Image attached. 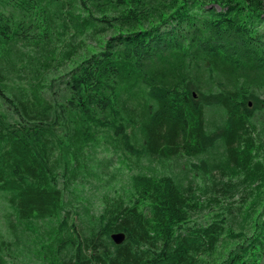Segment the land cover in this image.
<instances>
[{
  "label": "trees",
  "instance_id": "obj_1",
  "mask_svg": "<svg viewBox=\"0 0 264 264\" xmlns=\"http://www.w3.org/2000/svg\"><path fill=\"white\" fill-rule=\"evenodd\" d=\"M80 1L86 16L0 0V264H264V0ZM68 22L115 33L55 78L78 50L56 61ZM103 149L138 166L187 156L257 185L236 205L213 196L217 212L193 221L194 186L140 168L132 199L95 212L72 191L97 178Z\"/></svg>",
  "mask_w": 264,
  "mask_h": 264
},
{
  "label": "rangeland",
  "instance_id": "obj_2",
  "mask_svg": "<svg viewBox=\"0 0 264 264\" xmlns=\"http://www.w3.org/2000/svg\"><path fill=\"white\" fill-rule=\"evenodd\" d=\"M65 2L72 3L68 5L69 12L81 14L86 16L88 12L81 4L80 0H64ZM89 13L91 12L95 17H99L100 14L96 11L95 7L88 4ZM67 30L63 33L61 40L57 42V54L56 61H59L63 52H66L68 46L71 44L77 47L75 55L64 63V66L56 71L54 69L52 77H61L78 66L90 53H96L100 51L104 42L109 39L115 32L111 31L101 35H91L89 32L81 35L76 32L71 23H67ZM44 26V25H41ZM58 23H56L55 29L59 30ZM35 34L38 35L39 30L35 29ZM11 87H18V83H11ZM264 139V135L262 137ZM113 159L112 164L105 165L106 160ZM98 163L94 165L93 169L98 172L97 178L93 179L91 183L86 182L84 185H80L74 188L72 191L77 196L75 204H95V212H101L104 207V201L106 197H118L119 194H123L125 197L132 199L134 193L126 190V182L128 177L133 173H137L140 168L154 175H173L185 184H192L196 190V201L198 206L196 209H192L193 221H206L213 215L219 207L210 206L213 196H218L222 205H236L241 199L246 190L251 189L257 184L248 182L247 184L241 183L243 181V175L223 174L220 170L213 172L209 171L207 175L197 170L198 166L194 164H200L199 160L193 159L187 156H179L172 159L162 160L160 158H153L150 162H144L143 166H138L133 161H128L124 157L114 156V152L103 149L98 154ZM203 161H212L211 157L203 158ZM212 181L219 183L220 185L232 181L233 184L238 185L233 195H228L223 191L222 186H218V191H215L216 187ZM250 187V188H249ZM67 199H71L69 196ZM6 231L3 229V233ZM222 251V249H219ZM219 254H216L210 258H207V264H216Z\"/></svg>",
  "mask_w": 264,
  "mask_h": 264
},
{
  "label": "water",
  "instance_id": "obj_3",
  "mask_svg": "<svg viewBox=\"0 0 264 264\" xmlns=\"http://www.w3.org/2000/svg\"><path fill=\"white\" fill-rule=\"evenodd\" d=\"M126 239V235L124 233H114L111 235V240L116 244V245H121L124 243Z\"/></svg>",
  "mask_w": 264,
  "mask_h": 264
}]
</instances>
